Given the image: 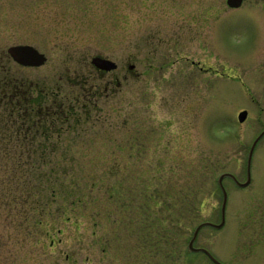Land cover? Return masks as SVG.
Instances as JSON below:
<instances>
[{
  "label": "rangeland",
  "instance_id": "obj_1",
  "mask_svg": "<svg viewBox=\"0 0 264 264\" xmlns=\"http://www.w3.org/2000/svg\"><path fill=\"white\" fill-rule=\"evenodd\" d=\"M125 3L0 0V51L29 43L47 57L16 71L50 81L62 62L109 57L120 81L111 104L129 118L127 130L109 136L97 127L77 132L60 144L74 148L39 162L51 189L25 181L41 198L30 197L26 209L12 205L27 221L21 211L7 215L0 191V264H209L187 244L199 223L220 222L218 177L245 180L248 150L264 126V0L236 9L226 0H129L128 16ZM249 170L246 187L223 178V224L203 226L193 244L221 264H264V224L253 213L264 203V136ZM2 179L0 170V189ZM25 182L10 190L24 192Z\"/></svg>",
  "mask_w": 264,
  "mask_h": 264
},
{
  "label": "flooded vegetation",
  "instance_id": "obj_2",
  "mask_svg": "<svg viewBox=\"0 0 264 264\" xmlns=\"http://www.w3.org/2000/svg\"><path fill=\"white\" fill-rule=\"evenodd\" d=\"M125 7V14L128 16L129 0H126ZM145 17L144 13L140 15L141 20ZM146 40L147 39L144 38V41ZM151 41L153 44L163 43V41L157 38ZM16 45H31L39 51L38 47L29 43L10 44L5 49V52L0 51V117L9 116L11 118L26 119L20 122V124L26 126L24 141L14 142L12 144L13 146L32 150H69L74 148V145L71 147L68 145L61 147L60 144L64 141H73V139L78 136V134H76L77 132L84 133L85 135L88 127H97L96 129H100L102 133H107L108 136L115 129L117 131L120 127L125 130L128 129L129 118L127 113H125L124 109L119 110L121 105L117 104L114 108L113 104H111V102L114 101V93L118 92L116 89L120 87L119 78L115 75V71L118 68V64L115 61L104 55L94 54L90 57L89 61L74 63L62 62V72L54 76V79L50 81L46 78L30 79L29 76L16 71L15 68L25 70L40 67L45 64L47 57L43 52L39 51L46 57L43 64L39 66L20 64L8 53L9 47ZM97 56L112 60L115 62L116 67L105 69L98 66L91 61L93 57ZM194 64L196 63L192 61V65ZM126 65L129 71L134 68V65L129 64L128 61H126ZM146 65L147 69L153 68L152 63H146ZM198 69L202 72H207L209 68L207 69L200 65ZM71 73L74 75L69 78L67 74ZM217 75H219V73H217ZM124 79L126 78L124 77ZM120 101L124 103V100H118L116 102L119 103ZM243 110L244 109L240 111ZM105 122L106 125H104ZM259 135L260 137L257 139L256 144L264 136V126L253 141ZM125 136L126 132L124 137ZM146 136L147 135L144 134L142 129H139L136 135V140L139 145L144 146L146 143ZM156 138L160 140V133H158ZM128 140L129 138L127 135L124 141L128 142ZM128 144L129 143L126 145ZM123 148L125 149L126 146ZM156 160L158 162L161 161L160 158ZM143 164L144 162H142V165ZM230 174L231 175L225 177H228L237 187H246L249 185L250 170L248 156L246 157L245 164V180L238 181L235 175L232 173ZM243 183L246 184L243 185ZM253 208V213H255L256 218L259 221H263L261 224H264V203ZM204 226L214 227L208 224ZM256 229L260 230L258 227H256ZM262 242V240H258L256 243ZM187 248L191 250L188 244ZM195 248L205 249V251H199L207 257L209 264H221V261L209 251V249L204 247ZM127 250H131V247H127ZM127 254L130 255L131 251Z\"/></svg>",
  "mask_w": 264,
  "mask_h": 264
},
{
  "label": "trees",
  "instance_id": "obj_3",
  "mask_svg": "<svg viewBox=\"0 0 264 264\" xmlns=\"http://www.w3.org/2000/svg\"><path fill=\"white\" fill-rule=\"evenodd\" d=\"M24 120L26 119L11 118L9 116L0 117V170L3 172L4 175V179H2L3 182L1 183L2 187L0 189V191H2L1 194L3 196H0L1 199L4 200L2 201L3 206L7 207L5 209L7 215L12 218L15 217L16 214L12 211H21L23 212L21 214V216H23L21 220L27 221V215L25 214V212L12 208V205H23L25 207V204H27L26 201L30 197H39L31 192L33 191V189L31 186H29L30 183L25 181L32 182L33 180H41L43 184H47L45 182H47L46 180L48 174L44 173L40 175L37 172L39 162H43L46 159H50L51 155H53L55 150H32L13 146L12 144L14 142L24 141V131L26 129V126L20 124V122H23ZM20 181H23L25 182V184H27L26 186L24 185V187L22 188L24 189V192L13 193L10 190V186L13 187V185H15L14 187L17 189V186L20 187ZM47 189H51L48 184L45 186L44 190ZM37 190L41 191L42 189ZM52 194H55V191H53ZM39 198H41V195ZM39 203L34 201V204H36L37 206ZM48 205L49 203L46 204V202L44 201L42 205L43 212L46 209V206ZM26 208L27 207H25L24 209ZM45 216L47 215L45 214ZM37 223L42 222L41 220H38ZM53 230L54 229L47 228V233L49 234V236Z\"/></svg>",
  "mask_w": 264,
  "mask_h": 264
},
{
  "label": "water",
  "instance_id": "obj_4",
  "mask_svg": "<svg viewBox=\"0 0 264 264\" xmlns=\"http://www.w3.org/2000/svg\"><path fill=\"white\" fill-rule=\"evenodd\" d=\"M243 0H226V5L229 8H238L241 6ZM8 53L11 55V57L17 61L20 64L23 65H29V66H39L41 64L44 63V61L46 60V57L43 53L39 52L36 48H34L31 45H16V46H11L8 49ZM91 61L95 64H97L100 67H103L105 69H111V68H115L116 64L115 62H113L112 60L109 59H105V58H101V57H93L91 59ZM246 111H240L238 113V120L239 121H243L244 118L246 117ZM262 134V133H261ZM260 134V135H261ZM260 135L253 141L252 146L250 147L249 153H248V165L250 163V159H251V155L253 152V148L256 144L257 139L260 137ZM231 175L230 173H222L220 174V176L218 177V184L222 190L223 193V199H222V204H221V220L218 224H212L210 222H202L199 223L196 228L193 231L192 237L188 243V247L193 250V251H205V249H201V248H195L193 247V242L198 234V231L200 230V228L204 225H213L216 228L221 227V225L223 224V218H224V209H225V204H226V198H227V194L226 191L222 185V179L225 176ZM246 183H243V185Z\"/></svg>",
  "mask_w": 264,
  "mask_h": 264
}]
</instances>
